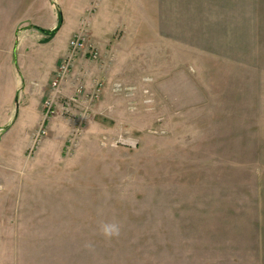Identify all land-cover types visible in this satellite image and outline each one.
Instances as JSON below:
<instances>
[{"label":"rangeland","instance_id":"obj_1","mask_svg":"<svg viewBox=\"0 0 264 264\" xmlns=\"http://www.w3.org/2000/svg\"><path fill=\"white\" fill-rule=\"evenodd\" d=\"M51 2L46 24L26 10L25 26L58 30L25 33L0 175L67 180L57 206L121 232H77L35 264H264V0ZM76 35L90 46L73 52Z\"/></svg>","mask_w":264,"mask_h":264},{"label":"crops","instance_id":"obj_2","mask_svg":"<svg viewBox=\"0 0 264 264\" xmlns=\"http://www.w3.org/2000/svg\"><path fill=\"white\" fill-rule=\"evenodd\" d=\"M26 10L35 12L38 17L43 14L45 24L50 21L51 16L54 21L57 16L56 6L51 0H0V110L5 104L6 113L10 102L9 85L19 88L23 81L20 67L24 62L25 33L31 27H37L32 23L25 26ZM29 20L32 22L34 19L30 17ZM45 24L37 28L48 30ZM31 36L32 40L37 38L39 44L47 37L42 38L38 33L35 37ZM20 92L21 89L17 92L19 97ZM19 107L17 102V109ZM3 128L0 125V129ZM58 179L33 175H0V264H26L27 261L35 264L38 248L61 247L63 245H56L57 241H67L79 234L85 235V232L87 236H102L93 227L81 228L89 221L86 217L74 218L75 215H82L81 213H74L71 207L57 206V196L62 192L56 191L55 184L67 182L62 178ZM41 181L48 183L45 186L53 190L49 195L36 192V188H39L37 183ZM93 216L90 222H93ZM200 219V223L206 224L209 221L203 218L198 220ZM95 220L99 222L101 218L97 217Z\"/></svg>","mask_w":264,"mask_h":264},{"label":"built area","instance_id":"obj_3","mask_svg":"<svg viewBox=\"0 0 264 264\" xmlns=\"http://www.w3.org/2000/svg\"><path fill=\"white\" fill-rule=\"evenodd\" d=\"M90 44L85 43V39L81 37L80 35L74 36L71 41H70V48L72 49L73 52H79L82 51L85 47L88 48ZM98 50L95 48H90L89 49V54L91 57H97L98 55ZM72 58L69 60H65L61 66L60 70L57 72V76L53 82V92L52 94L44 100V107L46 109L45 111V116L48 117L49 113L53 112V108L55 105V97L57 96V93L59 92V87L60 84L63 80V76L65 72L68 70L70 66ZM43 133L45 132L44 130L42 131Z\"/></svg>","mask_w":264,"mask_h":264},{"label":"clouds","instance_id":"obj_4","mask_svg":"<svg viewBox=\"0 0 264 264\" xmlns=\"http://www.w3.org/2000/svg\"><path fill=\"white\" fill-rule=\"evenodd\" d=\"M99 232L105 239H112L119 237L121 228L116 222H102L99 225Z\"/></svg>","mask_w":264,"mask_h":264},{"label":"trees","instance_id":"obj_5","mask_svg":"<svg viewBox=\"0 0 264 264\" xmlns=\"http://www.w3.org/2000/svg\"><path fill=\"white\" fill-rule=\"evenodd\" d=\"M39 29H41L43 32H46L48 34L47 37H46V40L52 38L56 34V32L58 30V29H55V30H44L42 28H39Z\"/></svg>","mask_w":264,"mask_h":264}]
</instances>
